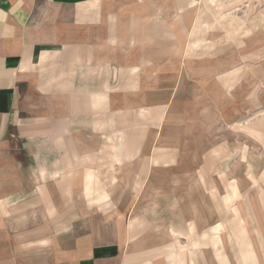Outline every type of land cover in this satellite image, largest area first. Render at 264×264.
Returning a JSON list of instances; mask_svg holds the SVG:
<instances>
[{"label":"crops","instance_id":"crops-1","mask_svg":"<svg viewBox=\"0 0 264 264\" xmlns=\"http://www.w3.org/2000/svg\"><path fill=\"white\" fill-rule=\"evenodd\" d=\"M203 1L0 0V264H196L184 249L204 243L193 239L201 228L183 209L180 229L148 224L165 214L157 208L133 209L143 223L119 221L113 238L86 234L50 255L45 232L85 215L78 201L109 197L105 185L157 166H142L156 150L143 140L167 109L159 89L189 86L180 52L197 44ZM158 228L170 245L146 250Z\"/></svg>","mask_w":264,"mask_h":264},{"label":"rangeland","instance_id":"rangeland-1","mask_svg":"<svg viewBox=\"0 0 264 264\" xmlns=\"http://www.w3.org/2000/svg\"><path fill=\"white\" fill-rule=\"evenodd\" d=\"M201 11L197 44L187 47V39L180 52L179 66L192 70L189 86H175L171 96L159 89V98L168 100L159 109H167L156 136L147 130L143 140L156 150L141 153L142 166L151 159L157 166L135 183L127 173L126 183L105 185L109 197L95 193L105 199L78 201L86 214L63 217L62 231L45 232L52 239L46 255L86 234L113 238L119 221L143 223L133 209L157 208L165 214L148 217V224L180 229L183 209L185 220L201 228L193 239L204 243L183 248L196 264H264V0H205ZM164 235L158 228L146 250L169 246Z\"/></svg>","mask_w":264,"mask_h":264}]
</instances>
